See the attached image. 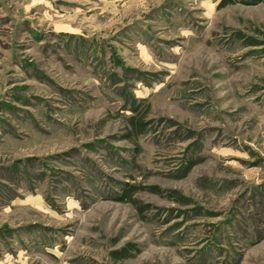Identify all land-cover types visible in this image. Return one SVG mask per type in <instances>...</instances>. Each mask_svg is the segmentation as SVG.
I'll use <instances>...</instances> for the list:
<instances>
[{
	"label": "rangeland",
	"instance_id": "obj_1",
	"mask_svg": "<svg viewBox=\"0 0 264 264\" xmlns=\"http://www.w3.org/2000/svg\"><path fill=\"white\" fill-rule=\"evenodd\" d=\"M227 1L0 0V264H264V2Z\"/></svg>",
	"mask_w": 264,
	"mask_h": 264
},
{
	"label": "trees",
	"instance_id": "obj_2",
	"mask_svg": "<svg viewBox=\"0 0 264 264\" xmlns=\"http://www.w3.org/2000/svg\"><path fill=\"white\" fill-rule=\"evenodd\" d=\"M261 2H264V0H259V3H261ZM227 4H233V0H228ZM129 122H130V126H131L132 130L136 133H141L145 127V125L142 121H136L135 122L134 118H131L129 120ZM135 192L136 191L134 188L128 187L127 189L124 190L123 194L120 196L119 201H121V202H133L131 200V198ZM125 252H126V249H122V251L119 252V254H120L119 256H126Z\"/></svg>",
	"mask_w": 264,
	"mask_h": 264
}]
</instances>
